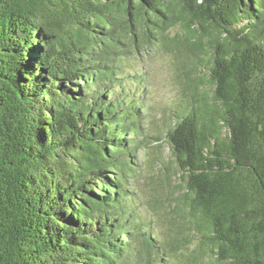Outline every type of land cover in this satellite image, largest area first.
<instances>
[{"label": "trees", "instance_id": "1", "mask_svg": "<svg viewBox=\"0 0 264 264\" xmlns=\"http://www.w3.org/2000/svg\"><path fill=\"white\" fill-rule=\"evenodd\" d=\"M0 264H264V0H0Z\"/></svg>", "mask_w": 264, "mask_h": 264}, {"label": "rangeland", "instance_id": "2", "mask_svg": "<svg viewBox=\"0 0 264 264\" xmlns=\"http://www.w3.org/2000/svg\"><path fill=\"white\" fill-rule=\"evenodd\" d=\"M141 67L142 73L146 75L147 83L152 86V104L154 109L151 115V127L153 129V136L151 137V145L147 154L145 151H141V160H146L145 166L152 165L151 159L154 158L160 150L164 151V155L168 156V147L165 148L157 147L160 146V140L157 139V132L155 129L158 127L157 122L161 124V119H159L160 110L159 107H163L166 104H172L175 101L178 102L179 98L182 97V88L179 78L177 77V65L176 58L171 53L166 52H155L151 51L147 55L146 60L143 62ZM153 148V149H152ZM159 149V150H158ZM149 170V169H148ZM144 170V175L139 178L136 182V187L138 192L144 198L150 195L151 185L162 183L163 175L162 172L153 171L151 172ZM163 184V183H162ZM164 189V188H163ZM164 192L166 190L164 189ZM150 219H152L149 214ZM208 260V259H207ZM210 261V260H209ZM207 261V262H209Z\"/></svg>", "mask_w": 264, "mask_h": 264}]
</instances>
